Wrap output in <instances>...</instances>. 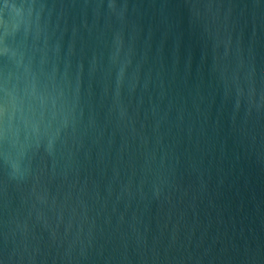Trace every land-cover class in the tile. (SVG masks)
<instances>
[{
  "label": "water",
  "instance_id": "water-1",
  "mask_svg": "<svg viewBox=\"0 0 264 264\" xmlns=\"http://www.w3.org/2000/svg\"><path fill=\"white\" fill-rule=\"evenodd\" d=\"M0 264H264V0H0Z\"/></svg>",
  "mask_w": 264,
  "mask_h": 264
}]
</instances>
